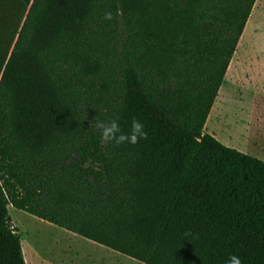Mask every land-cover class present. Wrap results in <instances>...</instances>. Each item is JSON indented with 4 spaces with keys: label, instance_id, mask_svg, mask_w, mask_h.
Returning a JSON list of instances; mask_svg holds the SVG:
<instances>
[{
    "label": "trees",
    "instance_id": "obj_1",
    "mask_svg": "<svg viewBox=\"0 0 264 264\" xmlns=\"http://www.w3.org/2000/svg\"><path fill=\"white\" fill-rule=\"evenodd\" d=\"M254 2L0 0V264L9 205L142 264H264V161L203 131Z\"/></svg>",
    "mask_w": 264,
    "mask_h": 264
},
{
    "label": "rangeland",
    "instance_id": "obj_2",
    "mask_svg": "<svg viewBox=\"0 0 264 264\" xmlns=\"http://www.w3.org/2000/svg\"><path fill=\"white\" fill-rule=\"evenodd\" d=\"M252 8L203 131L264 161V0ZM8 213L25 264H142L10 205Z\"/></svg>",
    "mask_w": 264,
    "mask_h": 264
},
{
    "label": "clouds",
    "instance_id": "obj_3",
    "mask_svg": "<svg viewBox=\"0 0 264 264\" xmlns=\"http://www.w3.org/2000/svg\"><path fill=\"white\" fill-rule=\"evenodd\" d=\"M104 19H114L113 14L111 12L105 13ZM93 126L99 130L102 144L114 143L117 146L124 144L135 145L139 143L141 139L146 140L148 138L145 125L137 119L132 120L131 127L127 132L121 128L118 119H111L107 122L101 119H96L91 124V127ZM226 264H243V262L239 256L232 254L229 256Z\"/></svg>",
    "mask_w": 264,
    "mask_h": 264
},
{
    "label": "crops",
    "instance_id": "obj_4",
    "mask_svg": "<svg viewBox=\"0 0 264 264\" xmlns=\"http://www.w3.org/2000/svg\"><path fill=\"white\" fill-rule=\"evenodd\" d=\"M242 36H243V35H242ZM211 113H212V112H211ZM209 117H210V116H209ZM209 119H210V118H209ZM209 121H210V120H209ZM209 121H208V122H209ZM73 234H74V233H73ZM83 238H84V237H83ZM83 240H85V241H88V242H89V241H90V242H93V241H91V240H88V239H86V238H85V239H83ZM94 243L96 244V242H94ZM97 244H98V243H97ZM99 245H100V244H99Z\"/></svg>",
    "mask_w": 264,
    "mask_h": 264
}]
</instances>
